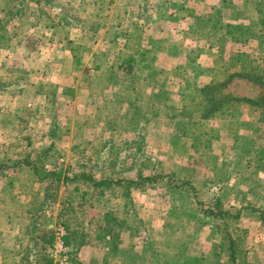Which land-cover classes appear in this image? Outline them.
<instances>
[{"label": "rangeland", "instance_id": "rangeland-1", "mask_svg": "<svg viewBox=\"0 0 264 264\" xmlns=\"http://www.w3.org/2000/svg\"><path fill=\"white\" fill-rule=\"evenodd\" d=\"M5 1L0 0V20L4 19ZM23 1L20 15L6 17L4 24L0 22L3 26L0 29V264H21L20 257L25 252H29V257L35 253L38 237L49 239V246L44 245L50 264H58L61 252L56 255L55 251L60 241L66 251L61 255L67 258L68 264H231L224 251L217 257L210 256L205 263L207 260L201 255L206 256L214 242L207 241L202 230L197 234L198 228L193 224L191 228L182 225V197L175 195L179 210L174 213L175 221L166 223L165 208L157 211L151 208L152 196L153 192L162 190V186L166 188L170 179L171 186L175 187L173 194L181 196V191L190 190L189 198L207 201L208 195L199 194L171 172L173 164L179 162L171 155L184 154V147L177 140L169 139L170 125L164 126L162 119L166 109L173 111L179 107V102L172 97L186 82L196 86L210 79L222 81L234 75L225 94L245 99L262 98L261 85L248 82L245 76L239 78L237 74L245 73L264 83V29L257 31L258 16L264 15V0ZM14 2L19 4V0ZM17 9L16 5L14 11ZM206 18L241 28L231 30L226 26L227 30H218L215 34L214 24ZM262 24L264 27V22ZM52 32L57 33V40L64 39L67 48L75 49L67 50L68 62L73 57L77 59V55L79 58L80 51L86 53L79 50L82 43L98 41L102 45L94 56L96 82L91 89L104 87L106 91L99 93L93 103L97 108L94 129L87 128L89 124L83 122L85 127L79 128L75 136L68 133L70 128L65 124L66 118L72 115V111L68 113L69 102L59 97L65 87L70 89V79L61 76L65 82H57L54 95L59 99L58 104L48 112L42 111L44 117L39 119L34 105L26 106L18 99L23 92L32 90L41 73L48 72L50 58L62 59L57 55L61 51H54L51 45ZM254 32L255 37L250 39ZM154 44L162 49L150 52ZM57 67L52 64L51 73ZM76 68L75 62L71 63L69 73ZM156 83L162 84L163 90L158 89ZM143 91L151 95L149 101L142 96ZM21 109L26 111H23V121L32 117L30 125H26L27 132L21 128L23 122H17ZM141 109L155 112L156 118L151 119L156 123L149 125L146 137L141 136L143 141L138 149L136 135L130 131L145 118L140 114ZM261 117V111L248 103L231 101L223 103L213 117L215 120L188 118L184 120L188 125L179 130L194 139L192 153L198 154L215 146L218 139L212 140V134L219 138L228 128L238 129L242 119L248 118L257 124V121L261 123ZM18 133L23 137L17 139ZM263 134L262 129L256 132L260 141L257 150L264 147ZM53 135L57 138L53 146L30 149L29 145L37 141L50 144ZM58 137L67 145L65 151L71 155L68 160L63 148L60 149ZM76 137L79 145L70 146L68 143ZM16 140L21 144L13 145ZM110 147L116 150L120 165L127 167L123 178L135 181L138 172H142L146 180L139 178V189H148L147 194L121 196V185L115 183L120 177L115 169L106 170L103 164ZM259 152L255 155L260 160L252 161L246 169L254 181L249 188L255 185L252 190L257 193L252 194V201L264 205V194L258 192L264 190V180L260 177L264 175V152ZM98 163L100 169L96 168ZM100 170L107 173L99 175ZM83 173L93 174L98 180L113 181L110 186L113 191L105 189L102 196L77 178ZM150 177L154 179L153 184ZM24 187L30 192L20 190ZM163 193L162 190L158 194L165 195ZM67 208L75 210L70 215L65 214ZM155 213L159 217H154ZM60 228L65 235L58 241ZM241 229L244 228L239 226ZM193 233L199 235L195 240L191 238ZM244 243H234V264L258 261L246 259L244 249L248 243ZM40 245L38 242L39 249ZM184 248L190 249V253L183 252ZM260 264H264V260Z\"/></svg>", "mask_w": 264, "mask_h": 264}, {"label": "crops", "instance_id": "crops-1", "mask_svg": "<svg viewBox=\"0 0 264 264\" xmlns=\"http://www.w3.org/2000/svg\"><path fill=\"white\" fill-rule=\"evenodd\" d=\"M207 15L208 14L205 13V17ZM51 34V37L53 36L50 39L51 45L54 51H61L60 54L58 53L57 55L61 56L62 59L54 60V58H50V61L47 62L49 63L48 72L46 70L44 73H41L38 79L39 82H36L31 86L32 90L30 92H23L21 97L18 99L21 100V102L26 106L34 105L38 113L36 118L39 119L40 116L44 117L43 114H41L42 111L48 112L49 110H52V107H55L58 104L57 102L59 99L54 97L55 91L57 89V82H65L64 78H66V80L70 79L68 80L72 83L70 89L65 87L60 93L59 97L60 100L69 102L68 113L69 111H72V115L70 118H66L65 124L68 125V129L70 128L68 133L75 136L76 134L78 135L79 128L85 127L82 125L83 122H86L90 125H87V128L94 129V125L92 124L94 122L93 118L97 108L93 105V103L95 98L100 95L99 93L106 91V88L104 87L96 88L93 91L91 89L92 83L94 85L96 82V80H94V69L96 66V60H94V56L97 54L98 49H100L102 45L98 41L96 43H88L87 45H83L82 43V47L79 50H86V53L80 51L79 58L77 55V59L73 57V60L69 59L71 61L68 62V59L66 58L68 53L67 50H70L71 48L66 47L64 39H61V41L57 40L58 36H56V32H52ZM156 49L160 50L162 47H156V44H154L151 46L150 52ZM54 61L57 62V64H55ZM73 62H75V66L78 68H76L75 72L69 73L70 64ZM52 64L58 66L57 69H53L54 73H51L50 71ZM63 70H67V72L65 74L60 73V71ZM24 93L26 94L24 95ZM77 103L80 104L78 109ZM27 108L28 107H26V109ZM251 109L254 110L253 108ZM23 111L25 110L21 109L19 111L21 117L16 118L17 120H20L17 122H23L24 126L21 128L27 132L29 129L27 130L26 125H30V119H32V117L30 115L28 120L23 121ZM210 120H215V118ZM242 120V122H239V124H241L238 129L228 128L226 132H224V134L219 138L212 134V140H218L215 146H210L208 150L213 148L214 150L204 151L203 149V151L198 154L192 153L194 150V142L192 140L194 139H192L190 136H187V132L179 130L181 126L184 128L185 125L188 124L182 123L176 125V123H174V125H170L171 130L168 133L169 139L177 140L179 145L184 147V154L180 155L173 153V155H171L172 159L179 161L178 163L173 164L171 172L175 173L176 178L181 182L185 181L184 183H188V185L193 187L194 190H197L199 194L208 195V199L206 198L207 201H195L189 198V196L192 194V191L190 190L181 191L183 195L186 193L187 196L185 197H183L182 194L181 196L180 194H173L175 187H172L173 185L169 179L168 186H166V188H164L165 186H162V190L164 192L163 194L165 195H159L162 190H158V188V191L153 192L155 194L152 196L153 199L151 208L155 209L156 211L159 208H161V210L165 208L166 212L164 214L166 216V223H169L171 220L175 221L176 214L174 213L178 209V201L176 200L175 195H177V197H182V225L186 224L189 228H191L193 224L194 227L198 228L196 230L197 234L204 231L205 239L207 241L210 240L214 242L213 247H211L207 253L208 256L207 254L206 256L201 255L202 258H206L207 262L205 261V263H208L210 256L217 257L220 253H223V251L226 253V257L230 259L232 251L228 247L230 244L234 245L236 242H243V244H245L244 242L248 243L247 247L244 249V255L246 256V259L256 258L258 260L253 261L254 263L252 262V264H260L264 260V205L260 203L259 205L258 203L252 201V194L257 193L253 192V190H255V185H252L253 190L251 187V189L249 188L250 182H253L254 184V181L252 177H249V171L246 169L249 167V164L252 163V161L258 162L260 160L259 157H256L255 153H258L259 151V153L264 152V147L261 150H257L260 141H258L256 138L257 130L262 129L264 133V122L260 123L257 121V124H254V121L251 119L247 118V120ZM22 135L18 133L17 139L23 137ZM51 137L50 140L52 142L50 144L45 143L44 140L37 141L33 143V145H29L30 149L32 146L34 147V151L36 149L43 150L53 146L57 138L55 139V135ZM262 137L264 140V134ZM77 139L78 137H76L75 141H71L68 144H71L72 146H78L79 142ZM58 141L60 142V149L63 148V152L66 154L65 159L68 160L71 155L65 151L67 145H65L61 137H58ZM261 142L264 146V141L261 140ZM18 144L21 143H17L16 140L13 145ZM158 154H160L159 151ZM12 160L15 159L13 158ZM139 174L142 175V172H138V175ZM123 176L124 174L119 175L120 178H123ZM260 177H262L264 180V175ZM150 178L152 179L151 183L153 184L154 179L152 177ZM27 188L24 187V189L20 190L26 191L28 193L30 190ZM258 189L260 190V187ZM258 192L264 194V190H260ZM137 193L147 194L148 189H133L130 196L137 195ZM125 213L127 214L128 212L126 211ZM154 217L159 216L155 213ZM239 226L243 227L244 229L239 230ZM15 228L16 226L13 227L12 230L14 231ZM198 236L193 233L191 238L195 240V237ZM225 238L226 240L223 242L222 239ZM223 243L225 246L222 245ZM233 250L236 249L234 248ZM182 251L190 253V249L184 248ZM107 256L108 253H106V259ZM185 256L187 255L185 254ZM246 262L250 264L248 261ZM210 264H212V262H210Z\"/></svg>", "mask_w": 264, "mask_h": 264}, {"label": "trees", "instance_id": "trees-1", "mask_svg": "<svg viewBox=\"0 0 264 264\" xmlns=\"http://www.w3.org/2000/svg\"><path fill=\"white\" fill-rule=\"evenodd\" d=\"M15 0H6V5L3 6L4 10V19L0 20V22L2 24L6 23V17H12V16H16L17 14H21V12H23L22 8H23V4L24 1L23 0H19V4L16 3V5L18 6L19 9H17L16 11H14L16 5H15ZM8 2V3H7ZM11 2H13V5L11 6ZM205 20V19H203ZM207 22H212L211 20L206 18ZM264 22V15H262L261 17L258 16V21H257V26H258V30L257 31H263L264 27H263V23ZM202 24V23H201ZM212 30L213 32L216 34V32L219 30H223L226 29H231V25L227 24L224 25L223 23H221L220 21H214L212 22ZM217 25V29H215V26ZM235 26H239L238 28H241L240 25H233ZM201 28V25H200ZM238 28H232V29H238ZM0 29H3V26H0ZM226 29V30H227ZM231 29V30H232ZM218 31V32H219ZM217 32V33H218ZM255 33L251 35L250 39L255 37ZM127 63L128 60L126 62V67H127ZM146 67H150V65H146ZM157 75V74H156ZM245 76L244 78H246V80L248 82H252L253 84H258L261 85L262 89H264V83H262L263 81H261L260 79H255V78H251L250 75H247L245 73H243V75H238L237 77H242ZM234 75H228L226 80H214V79H210L209 81H207L205 84H201L198 83L196 86L191 85L189 82H186L187 84H185V86H182L181 91L178 94H175V96H173L172 98L175 99V101L177 100L179 102V107L177 108V110L174 108V112L172 110H170L168 107V109H166V113L163 117V122H164V126H167L168 124L171 125L173 123L177 124H184L186 119L188 118H198L199 120H206V119H210L213 118L216 113L220 110V108L222 107L223 103L226 102H231V101H243L244 103H248L249 105L255 107L256 109H259L261 111L262 117L260 120L261 122H264V91L262 92V98H260V100H256V99H245V98H237L234 97L232 94L230 93H226L225 94V90L227 89V87L229 86V81H231L233 79ZM156 85L159 86L158 89L163 90V85L156 83ZM144 95V96H143ZM143 97H145L146 101H149L151 99V95H148L146 93L142 94ZM260 97V96H259ZM256 100V101H255ZM176 101V102H177ZM263 101V102H262ZM151 102V101H150ZM187 102V104H186ZM137 109H140V107L136 106ZM139 111V110H138ZM145 115V118L142 117L140 122L137 125H134L131 128L130 133H133L134 135H136V146L140 147V145L142 144V137H146L147 133H148V127L150 124L152 123H156V121L152 120L151 118H156L155 112H143L141 109V113ZM185 120V121H184ZM160 122V121H159ZM144 132L142 135L138 134V132ZM138 136V137H137ZM142 136V137H141ZM117 152L113 147H110L107 149L106 151V162L103 164H106V170H108L109 168H111L112 170L115 169L116 174L119 176L120 174H124L125 170L127 167H123L120 165L121 161H117ZM18 164V163H17ZM96 168L100 169V163L95 164ZM107 173V171H103L100 170V174L99 175H103L104 173ZM140 177H142L141 174L138 175V180L136 181H132L130 179H125V178H120L119 181L115 182L120 184L121 186L119 187L121 191H123V194L121 196H123L124 198L129 197V195L131 194V191L133 189L136 188H140L139 184H140ZM78 179L81 180V182L84 183H88L90 184L93 188L97 189V192H100L102 196H104V192L105 189H107L109 192L113 191L111 190V184L113 181H109L106 182L108 179H106V181H102V180H98L96 179V177H94V175L90 174V173H83L80 177H77ZM74 179V178H72ZM143 180H146V178L144 179L142 177ZM117 184V185H118ZM108 192V193H109ZM74 208H67L65 211V214H69V213H73L74 212ZM70 215V214H69ZM69 215L67 216V218L69 217ZM66 219H64L65 221ZM68 220V219H67ZM66 220V221H67ZM67 223V222H66ZM65 223V226H66ZM69 223V222H68ZM68 226V224H67ZM110 234V233H109ZM38 242L41 243V247L40 249L38 248ZM49 239L47 237H41V238H37L36 239V244L35 247L37 248L32 254V256L29 257V252H25L20 258V263L21 264H27V262H32L30 264H50V261L48 260V257L45 254V246L44 244H47V247L49 246ZM223 246L224 243L222 244ZM114 247H112L113 250ZM232 252H231V257H230V262L231 264H234L235 262V258H236V250H233L235 248V245L230 244L228 247ZM241 264V263H239Z\"/></svg>", "mask_w": 264, "mask_h": 264}, {"label": "built area", "instance_id": "built-area-1", "mask_svg": "<svg viewBox=\"0 0 264 264\" xmlns=\"http://www.w3.org/2000/svg\"><path fill=\"white\" fill-rule=\"evenodd\" d=\"M65 235L64 229L60 228L57 230V236H58V241L61 240ZM59 252H61V254H66L65 249H63L62 247V242L60 241V243L58 244V249H56L55 254L57 255L60 254ZM60 254V258L58 261V264H68L67 263V258L64 257L63 255ZM51 255H53V253L51 252Z\"/></svg>", "mask_w": 264, "mask_h": 264}]
</instances>
